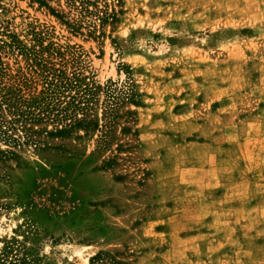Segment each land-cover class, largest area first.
<instances>
[{
    "label": "rangeland",
    "instance_id": "obj_1",
    "mask_svg": "<svg viewBox=\"0 0 264 264\" xmlns=\"http://www.w3.org/2000/svg\"><path fill=\"white\" fill-rule=\"evenodd\" d=\"M12 40L96 87L0 107L4 264H264V0H0L9 84Z\"/></svg>",
    "mask_w": 264,
    "mask_h": 264
},
{
    "label": "trees",
    "instance_id": "obj_2",
    "mask_svg": "<svg viewBox=\"0 0 264 264\" xmlns=\"http://www.w3.org/2000/svg\"><path fill=\"white\" fill-rule=\"evenodd\" d=\"M41 1L42 0H39V2ZM113 15L114 12L109 14L105 13L104 16L100 18L104 20L108 16ZM8 44L14 45L18 51L23 54L31 55L32 70L28 77H22V80L9 84L2 80V76L6 74V70L0 62V107L3 104L11 105L10 103L13 101L12 98H14V100L21 98L22 104L28 107L36 108L39 106L40 110L45 108L50 110L54 108L56 112L53 114L51 120L57 121V123L60 124V127L54 128V134H62V132L72 127V125L80 124V119L76 117V114L79 111L83 113V110L86 109L87 106L85 105L88 104V97H85V95L91 93L96 86L92 83L82 84V80L76 71L68 74L65 69L54 67L48 59L38 54V50L24 48L18 40H12V42ZM38 76L42 77L41 81L37 80ZM38 83H40L41 87H37ZM11 88H13V90H11ZM73 88L76 90L77 95H70L71 100L69 101H61L60 96L62 97L65 91ZM24 91H27V96H23ZM12 92L19 93L20 96L16 97ZM62 111H64V113ZM67 119H71V123H68ZM13 241H16V238L11 237L8 239L0 250V264H4L6 261L5 257L8 253L16 250L12 246ZM23 250V256L21 255L18 259L19 264H30L32 259L29 251L26 249Z\"/></svg>",
    "mask_w": 264,
    "mask_h": 264
}]
</instances>
